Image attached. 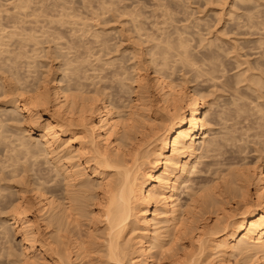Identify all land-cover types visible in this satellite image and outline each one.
Listing matches in <instances>:
<instances>
[{"label": "bare ground", "instance_id": "bare-ground-1", "mask_svg": "<svg viewBox=\"0 0 264 264\" xmlns=\"http://www.w3.org/2000/svg\"><path fill=\"white\" fill-rule=\"evenodd\" d=\"M32 1L38 7H32ZM32 1L16 3L18 7L14 5L17 12L25 14L22 19L23 13L18 12L19 22L22 25L27 23L26 26L32 23L31 29L25 25L14 27L18 17H12L17 15L11 16V21L14 20L12 24L5 22L6 25H0H5V29L2 27L1 30L0 27V57L3 54L13 55L3 61L2 56L0 60L5 64L10 63H0V97H4V101H0V146L5 147L4 150L0 149L4 155L0 154V157H4L3 160L0 158V182L10 181L6 188L1 183L5 189L0 187V204L6 207L5 210L0 207V214L6 212L0 221V240L7 238L11 244V239H15V245L18 244L16 249L15 245L10 244V247H5L10 263L213 264L210 260L216 257L220 264H233L231 258L234 257L236 264H264L263 157L259 155V162L254 161L256 163H248L245 159V164L241 157L243 163L240 165V157L236 162V158L231 156L232 162L235 160L236 164L239 163L240 169L236 164L237 169L234 166V169L228 168L231 164L223 160L228 146L237 148L238 156L244 152L246 155L251 153L246 151L249 141L244 140V135L249 136L247 132L251 131L253 135L250 136L257 139L256 144L261 146L253 144L259 148L254 151H264V20L260 21L258 17L261 0L258 5L255 1L252 4L253 9L254 5L259 7L255 9L259 10L257 14L254 10L253 14L250 13L252 7L249 3L250 9L241 8L249 12L243 13L245 22L242 24L237 22L238 17L233 16L236 20L233 23L237 22L235 26L238 24L235 36L247 35L244 36L247 39L259 37L253 45L250 40H254L250 38L242 43L234 40L236 44L240 43L239 47L244 52L250 50H247L251 48L250 45L254 46L251 53L243 54H247L246 58L259 56L256 61L253 60L254 63L246 58L241 63L239 60L243 61V55L240 57L241 53H238L237 57L235 54L236 58L240 57L238 61L236 59L237 69L244 64L249 65L246 68L242 66L246 71L237 75L234 73L235 76L227 75L229 72L225 61L224 65L221 63L225 57L222 55V58L221 54L229 55L231 50L220 53L225 47L221 49L220 45L215 48V43L221 44L220 37L233 33L222 30L220 34L224 35L221 36L216 32L215 38L219 41L213 42L214 38H210L212 42L209 39L210 43L205 44V47L209 46L206 49L203 45L199 46L204 41L208 42L206 35L199 31L201 25L198 28L193 26L196 32L201 33L203 39L199 38L202 41L199 45L195 43L197 38L194 37L200 33H190V36L187 30L188 35L192 40L196 39L194 44L198 45L197 48L203 47L207 51L200 55L186 34L185 30L190 26L180 29V23L175 22L180 19V0H177L178 13L173 11L176 0L170 3L172 8L169 3L170 6L164 8L167 0H159L160 4L163 1L164 8L160 22L156 21L159 16L155 12L163 8L156 0L152 2H157L155 6H159L156 9L160 10L154 11L158 16L155 22H152L153 15L151 21L147 17L153 11L145 15L144 10L150 4L144 5L142 0L144 4L141 1L140 4L146 7L140 5L139 8L133 5L138 3L132 4L133 1L128 0L131 2L129 6L139 9L132 6L128 10L125 5L126 12L124 7L119 6L122 0H116L119 5H115L114 0H111L113 3L106 0L108 4L112 3L109 10L104 0L100 4L105 5L106 10L100 9L104 6L99 3L97 6L100 8L93 6L97 10L90 11L89 15L92 17V13L97 12L95 19L108 17L112 7L114 14H117L115 9L118 6V11L122 9L123 13L117 16L122 18L127 15L128 20L131 18L129 23H132L133 29H130V33H134L137 39L131 35L129 39L138 41V48L141 44L150 47L146 45L149 49H146L145 55L141 54L146 59L140 56L143 47L132 48L128 54L129 60L141 58L133 65L123 64L125 54L122 62L119 57L118 60L115 57L109 60L107 56L110 57L116 47L120 49L122 42L120 45L117 43L119 47L113 41L111 43L114 32L107 31L100 19L89 16L94 22L100 20L101 24H97L105 30L90 25L93 21L90 23L86 13H80L81 7H78L79 11L74 4V11L77 9L80 16L77 17L76 11H73L76 16H72V12L67 11L68 8L72 9V6L67 8L70 0ZM82 1L86 0L79 1L85 6ZM240 1L246 4V0ZM71 2L74 3V0ZM250 2L253 3L252 0ZM211 3L219 5V8L215 6L219 9L216 15L233 12L234 6H238H232L230 0ZM83 6L86 10L87 7ZM26 9L32 11L28 10L29 13ZM7 10H0V16L1 11L6 13ZM172 12H176L178 18ZM261 16L264 17V13ZM72 17H77L78 23L84 20L90 24L84 22L82 27L80 23V29ZM172 22L178 25H173V28L176 25L175 29L170 26L173 30L168 28ZM8 25L14 28L9 30ZM67 25L74 31V38L69 40L65 39L64 33L67 31L63 32L68 29ZM153 25L156 31L161 28L160 34L153 33L155 30L150 27ZM163 26L165 28L162 29ZM149 28H153V31ZM243 29L247 32H241ZM81 31L82 34L78 35ZM13 39L15 47L10 46L14 49L9 51L7 48ZM52 43L56 45V51H53L57 54L56 58L62 59V62L56 65V70L49 65V69L45 68L47 71L42 74L39 71L43 66L40 69V64H36L37 56H33L34 59L31 57L33 65H30L31 62L28 65L30 56H25L27 52L24 51L33 44L29 49L31 53L41 52L40 45L44 47ZM95 48H99V51L96 49L98 52H95ZM237 48L238 45L233 48L236 53ZM43 49L45 53H50V48ZM119 49L115 50L116 53H119ZM194 49L201 58L195 55ZM40 52L36 54L40 56ZM94 52L97 53L94 56L101 54L100 57L95 59ZM90 53L93 54L90 56ZM88 55L94 58L92 62L95 65L92 62L86 65L91 59ZM25 57L28 59V62L25 60L27 65L22 63ZM96 60L100 65H96ZM149 70H153V73H149ZM179 72H182L179 79L182 84L177 80ZM188 84L192 86L188 87ZM202 84L210 86L211 90L220 89L219 93H227L229 99L225 98L217 106L218 98L210 99L213 90L212 94L210 89L206 91L209 99L198 90ZM240 85L246 89H239ZM11 126L18 132H12ZM243 141L246 149L241 147ZM231 150L234 154V149ZM205 159L208 162L204 164ZM202 164L205 166L201 169ZM207 173L213 176H209L212 180L206 179ZM195 175L197 177L193 178ZM199 178H203L202 182L193 186ZM252 185L255 187L254 193ZM185 192H188L190 199L184 201L182 195ZM2 250L0 258L5 252Z\"/></svg>", "mask_w": 264, "mask_h": 264}, {"label": "rangeland", "instance_id": "rangeland-1", "mask_svg": "<svg viewBox=\"0 0 264 264\" xmlns=\"http://www.w3.org/2000/svg\"><path fill=\"white\" fill-rule=\"evenodd\" d=\"M21 1H22V0H21ZM21 1H20V0H0V7L2 8L1 5H3V7H5V8H4L5 10H4L3 8H2V9L0 8V10H2V11L5 12V11L8 9V10L10 11V12H9V11L7 10L8 12H6V13H3V12L1 11V14H2V15H1L0 17L3 18V19H2V22H1V18H0V25H2V24H5V25H6L5 22H7V23H9V24H12L14 20L11 21V19H12V18H13V19H16V17H18V15H17L18 12H21V13H19V14H22V13H23L22 11H18V12H17V7H18L19 5H18V4L16 5V3H19V2H21ZM24 1H25V0H24ZM24 1H23V2H24ZM30 1H32V0H30ZM35 1H37V0H35ZM38 1H39V0H38ZM50 1L52 2V0H49V2H50ZM53 1H55V0H53ZM68 1H69V0H68ZM68 1H67V2H68ZM79 1H81V0H74V3H72L71 0H70V3H69V2H68L69 4L67 3V4H68L67 8L72 6V9H73V10H72L71 8H68V10H67V9H66V10H67L68 12L70 11V14H71V12H72V14H71L72 16H76V14H77V17H78L79 13H77V12L80 11L78 7H81V8H80V9H81L80 13H86L85 15L88 16V17H86V18H88V20H89L90 17H91V15H89V14H91L90 11H91V12H95V11H96L98 8H100L101 6H104V8L102 7V8H100V9H102V10H106L107 7L105 8V5L108 4V3H107L108 1H106V0H104L105 5H103V4L101 5V4H100V1L103 2V0H86L87 3H86V1H85V2L82 1V2L85 3V4H84L85 6H83V5H82L83 3L81 4ZM105 1H106V2H105ZM115 1H116V0H114L115 5H116V4L119 5V4L117 3V1H116V2H115ZM118 1H119V0H118ZM130 1H131V0H130ZM130 1H128V0H127V1H124V0L119 1V2L122 3L121 5H119L120 8L124 7V8H123V10H124V9H126V6H128L129 8L127 7V9L129 10L130 7H132L133 5H137L139 8H141V6H144V5H148V4H150V5L147 6V8H146L144 11L146 12L145 15L147 14V12L150 11L149 13H151V11H153V12L151 13V15H150V14H149V15L147 14V15H148L147 17L149 18V20L151 19V16L153 15L154 19L152 18V22H155V20L158 18V16H159V20L157 19L156 21H157V22H158V21H159V22L162 21L163 16H162L161 14L163 13L164 8H168L167 6H170V5L172 4V3H171L172 0H171V1L167 0V2L164 3V6H166V7L163 8V5H162V4H163V1H162V3L160 4L159 0H156V1L159 2L160 7L163 8V9L160 10V9H156V8H158L159 4H157V7H156V6H155V3H157V2L154 3V1L152 2V0H150V2H149V0H142V1L145 2V4H144L141 0H132V1H133L132 4H133V3H138L139 5H138V4H133L132 6H129V5L131 4ZM134 1H135V2H134ZM140 1H141V3H143L144 5H141V4H140ZM164 1H165V0H164ZM178 1H179V0H178ZM178 1H177V0H176V2L173 1V2H175V3H173V5H174V4H175V5H174V6L171 5L170 7L172 8V6H173V9H174L173 11H176L177 13H178V11H179L178 9L180 8V11H179V14H178L180 19H176V21H175V22H177V23H178V22L180 23V24H179V28L181 29L183 26H186V27H187V26H190V28L187 27L188 29L185 28V29H186V30H185V31H186V34L188 35V32L190 31V32H189V35H190V33L195 34V32H196V29H194L193 26H195V27L198 28V27H200V25H201V27L199 28V31H200V32L202 31L203 36H204V34L206 35L205 37L208 39V42H205V41H204V42H205V43L203 42L204 44L202 43L201 45H199V42L202 41L203 37L200 36V35H201L200 32H196V35H197L198 33H200V34H199L198 37H197V36L194 37V38H197V42H195V43L198 44L199 46H202V45H203V46L205 47V44L208 45V44L210 43V41H211L210 38H212V39L214 38V39H213V42H216V40L219 41V39H220L219 42H221V44H219V43H215V44H216V45H215V48H217V46H220V45H221V46H220L221 49H222V47H223V48L225 47L224 49L221 50L220 53H222L223 50H225L226 52H227V51H230V50H231V51H234L232 54H231V51L229 52L231 55H230V54L228 55V53H225V54L222 53V54H221V56H222V55H225V57L222 56V58H223V57H224V58L221 59V60H222L221 63H223V60L225 61V66H226V68H227V73L229 72L227 75L232 76V75H234V73H236L235 75H237V73L240 74V72H242L243 70L246 71V69H244V68H246L247 65H245V64H244L245 66L242 65L244 68H242V66H241V67H239V69H237L238 62H236V59H237V61H238V60L240 59V57H242L241 55H243V54L246 53V52H248L247 54H249V52L251 53L250 50H252L251 48L254 47V46H252V45L258 40L259 37L256 36V37H254V39H253V36H252V37H248V39H247V37L244 38V36H247V35H243V36H239V37H238V36H235V34H237V32H238V31H237V26H238V24H237V26H235V25H236V23H237L238 21H239L241 24H242V22H245V21H244V18H242V17H243V16L245 17V15H243V13H244V14L246 13V12H244V10H247V7H248V9H250V8L252 7V9L249 10L250 13H252V14L254 13V11H255V14H257L256 12L259 11L258 9H259V7H260L261 10H262V11H261V10H260V11H261V13H262V15H263V13H264V12H263V11H264V10H263V9H264V8H263V7H264V0H261V1H260L261 3L259 2V0H257V1H256V0H252L253 3L250 2L251 0L248 1V2H247V0H246V1H245L246 4L244 3V1H242V2H241V1L238 2L239 0H230L231 5H232V4H233V5L236 4V5L239 6V10H238V6H234L235 9H233V12H229V11H227L228 13H227V12H223L222 14H220L221 17H222V19H221V17H219V16H220L219 14L216 15V12L219 10V9H218V8H219V5H217L218 3H217L216 5H215V3H214V4L211 3L212 1L215 2V0H184V1H183V0H180V1H181V2H179L180 4L178 3ZM234 1H237L238 3H237V2L235 3ZM254 1L256 2V5H258V4L260 3V4H259V7H258V6L255 7V5H254V8H255V9L258 7L257 10L253 9L252 4H255ZM23 2H21V3H23ZM46 2H48V0H46ZM75 2H77V4H75ZM110 2L113 3V1L109 0V3H110ZM257 2H258V3H257ZM14 3H15V4H14ZM71 3H72V4H71ZM79 3H80L81 5H80ZM90 3H91V4H90ZM98 3H99L101 6L98 5V6H99V7H98V6H97ZM106 3H107V4H106ZM112 3H111V4H108L109 7H108L107 10H109V8H110V6L112 5ZM168 3H169V4L171 3V4L169 5ZM239 3H240V4H239ZM248 3H249V5L251 4V5H250L251 7L248 5ZM35 4H36V3H34V1H32V7H33ZM70 4H71V5H70ZM73 4H74L76 7H75ZM78 4H79V6H77ZM88 4H89V5H88ZM165 4H166V5H165ZM178 4H179V6L181 5L179 8H178ZM14 5L17 6V7L15 6L16 9L14 8ZM20 5H21V4H20ZM30 5H31V3H30ZM69 5H70V6H69ZM86 5H87V6H86ZM90 5H92V6H90ZM113 5H114V4H113ZM115 5H114V6H115ZM122 5H124V6H122ZM125 5H126V6H125ZM140 5H141V6H140ZM161 5H162V6H161ZM233 5H232V6H233ZM247 5H248V6H247ZM35 6L38 7V5H35ZM82 6H83V7H87L89 10H88L87 8H86V10H85V8L83 9ZM88 6H89V7H88ZM93 6L96 7V8L98 7V8H97V9H95V8L93 9ZM119 6H118V7H119ZM153 6H155V7L153 8ZM215 6H217L218 8H216ZM240 6H241V7H240ZM242 6H243V7H242ZM245 6H246V8H244ZM73 7L77 8L79 11H77V9H76V10H75L76 12H75V11H74L75 8H73ZM118 7H117V9H115V10H117V12H115V13H117V14H114V10H113L114 7H112L113 9H112V8L110 9V10L112 11V12L110 11L111 14H112V16H110L111 14L108 15V13H107L108 11H107V12H105V13L108 15V17H105V18L102 17V18H104V19H100V18H96V19H100V20H101V21H100V20H99V21L102 23L103 27H104V26L106 27V30H107V31H112V32H114V33L111 32V33H112L111 35H112V37H113V40H111V43H112V41H113V43H114V44L116 43L115 45L118 46L117 43H119V45H120V42H122V43H121V46H122V47L120 46V49L118 48V49L120 50L119 53H116V51H117L118 49H117V47L114 45V46L116 47L117 50L114 48V49L116 50V51L113 50V52L115 51L114 56L112 55L113 52L111 53L110 57L107 56V57L109 58V60H110V59H111V60H112V59L114 60L115 58H116V60H118V57H119V60L121 61V60H122L121 58H123V55L125 54V55H124V58H123V64H126V65H133V62H134V64H135V62H137V61H141V60H139V59H141V58H140L141 54L145 55L146 53L144 54V52L146 51V49H149L150 47H149L148 44H146V45H147L149 48H147L146 45H144V44H143V46H142V44L140 43V44H141V45H140V48H138V47H139V46H138V43H139V42H138V41H135V40H134V41L131 40L132 38L137 39L136 36L133 35L134 33H132V34L130 33V32H131L130 29H131V30L133 29V28H132V27H133L132 23H129V22H130L129 20H130L131 18L129 17V20H128L127 15H125L126 17L123 15L124 17L122 16V18H120L121 16H117L119 13H121V15H122V13H123V10H122V9H120V10H122L121 12H120V10L118 11ZM133 7L135 8V6H133ZM144 7H146V6H144ZM144 7H143V8H144ZM148 7H149V8H148ZM150 7H151V8H150ZM170 7H169V10H168V11H170ZM234 7H233V8H234ZM19 8L21 9V7H19ZM34 8H35V7H34ZM90 8H91V10H90ZM115 8H116V6H115ZM134 8H132V9H134ZM139 8H135V9L138 10ZM143 8H142V9H143ZM241 8L244 9V10H242ZM69 9H70V10H69ZM92 9H93L94 11H93ZM132 9H131V10H132ZM147 9H148V10H147ZM18 10H19V9H18ZM21 10H22V9H21ZM28 10H29V9H26V12L32 11V10H29V11H28ZM102 10H99V11H102ZM155 10H160V12H157V11L155 12L158 16L155 15V13H154ZM165 10H166V9H165ZM253 10H254V11H253ZM73 11H74L76 14H75ZM86 11H87V12H86ZM99 11H98V12H99ZM124 11L126 12L127 10H124ZM171 11H172V9H171ZM236 11H237V12H236ZM240 11H241V12H240ZM260 11H259V12H260ZM15 12H17V13H15ZM110 12H109V13H110ZM128 12H129V11H128ZM176 12H174V13L172 12L173 15L176 14ZM234 12H235L236 14H234ZM238 12H239V13H238ZM259 12H258V17L260 18V21H261V20H264V19H263L264 17L261 16V13H259ZM29 13H30V12H29ZM96 13H97V12H96ZM96 13H95V14L92 13V15L96 16ZM99 13H100V12H99ZM232 13H233V14H232ZM247 13H249V12H247ZM247 13H246V14H247ZM73 14H74V15H73ZM113 14H114L115 16H114ZM159 14H160V15H159ZM225 14H227V15L225 16ZM12 15H17V16H13V17L11 18ZM24 15H25V14L23 13V16H22V17H21V15H19V16H20L22 19H24V18H23V17H25ZM81 15H82V14H81ZM145 15H144V16H145ZM223 15H224L225 17H223ZM240 15H241V16H240ZM2 16H3V17H2ZM79 16H80V15H79ZM89 16H90V17H89ZM94 16H92L91 18H94V19H95ZM102 16H105V15H102ZM149 16H150V17H149ZM161 16H162V19H161ZM229 16H230V17H229ZM233 16L238 17V18H236V20L238 19L236 23H233V22L236 21V20H235V17H233ZM239 16H240L241 18H240ZM256 16H257V15H256ZM77 17H76V18H77ZM82 17H85V16L82 15ZM82 17H79V19H80V18L82 19ZM96 17H97V16H96ZM155 17H156V19H155ZM173 17H174V16H173ZM176 17L178 18L177 14L175 15V18H176ZM74 18H75V17H74ZM74 18L72 17V19L74 20V22H77V23H78V19L75 18V19H76V20H75ZM106 18H107V19H106ZM108 18H110V19L108 20ZM126 18H127V19H126ZM239 18H240V20H239ZM261 18H262V19H261ZM9 19H10V20H9ZM22 19H21V20H22ZM72 19H71V20H72ZM81 19H80V20H81ZM84 19H85V18H84ZM94 19H93V20H94ZM96 19H95V20H96ZM105 19L108 20L107 22H105L106 24L102 22V20H103V21H106ZM160 19H161V20H160ZM199 19H201L202 21H201V20L198 21ZM242 19H243V21H242ZM5 20H6V21H5ZM17 20H18L17 22H19V20H20L19 17H18ZM28 20H29V18H28ZM69 20H70V19H69ZM73 20H72V21H73ZM80 20H79V21H80ZM93 20L90 19V23H91V21H93ZM153 20H154V21H153ZM179 20H180V21H179ZM8 21H10V22H8ZM97 21H98V20H97ZM97 21H95V22L93 21L94 24H95V23H96V24L99 23V21H98V22H97ZM127 21H128V22H127ZM150 21H151V20H150ZM163 21H164V20H163ZM197 21H198V22H197ZM203 21L206 22V23H204ZM11 22H12V23H11ZM17 22L15 23V21H14V24L17 25V24H18ZM84 22H86V21L83 20L82 23H84ZM93 22H92L91 24H90L89 22H86V23H88V24H90V25H93L94 27H95V26L97 27V25H98V27H97V28L95 27V29H98V28H99L100 30H101V29H102V30H105L101 25H100L101 28L99 27V24H101V23H99V24H97V25H94ZM182 22H183V23H182ZM199 22H200V23H199ZM202 22H203V23H202ZM19 23H20L19 25H17V26L15 25L14 27H18V26H19V27H20V26L23 27L25 24H27V23H24V25H22L23 23H22L21 21H20ZM21 23H22V24H21ZM80 23H81V21L78 23V25H76L78 28H80V27H79ZM82 23H81V25H82ZM172 23H173V24H172ZM172 23H170V25L168 26V28H169L170 26L173 28V25H174V24L177 25V23H174V22H172ZM232 23H233V24H232ZM240 23H239V25H240ZM205 24H206V25H209L210 27H209V26H208L209 28L206 27ZM243 24L245 25V23H243ZM5 25L2 26V27H4V29H5ZM28 25H29V26H28ZM28 25H27V26L25 25V27L30 28V29L33 27V24H32V23H31L32 26L30 25V23H29ZM34 25H35V24H34ZM81 25H80V26H81ZM158 25L161 27V25H164V24H158ZM176 25H175V26H176ZM197 25H198V26H197ZM211 25H212L213 27H212ZM214 25H216V26H214ZM35 26H36V25H35ZM68 26H69V25L66 26V28H68V29H64V30H63V32H66V31H67L66 33H64L65 36H66V38H65L66 40H69V38H70V39H71V38H74V37H73L74 31L72 32V29H73V28L71 29V28H70L71 26H69V27H68ZM131 26H132V27H131ZM155 26H156V25H155ZM164 26H165V25H164ZM164 26L162 27V29L165 28V27H167V26H165V27H164ZM175 26H174L173 29L176 28ZM180 26H181V27H180ZM242 26H243V25H242ZM0 27H1V26H0ZM2 27H1V30L3 29ZM6 27H9V28H7V29H9V30L11 29V27L14 28L12 25H11V26L8 25V26H6ZM82 27H84V25H82ZM82 27H81L80 29H82ZM94 27H93V28H94ZM150 27H153V28H154V25H153V26H150ZM157 27H158V26H157ZM171 27H170V29H172ZM177 27H178V25H177ZM69 28H70V30H69ZM153 28H149V29H151V30L153 31ZM210 28H211V29H210ZM225 28H226L227 30H226ZM36 29L39 30V28H36ZM159 29H161V28H159ZM159 29H158V31H156L157 28H156V30H155V28H154L155 31H153V33H154V32H155V33L159 32V34H160L161 31H159ZM170 29H169V30H170ZM173 29H172V30H173ZM191 29H192V30H191ZM200 29H201V30H200ZM202 29H203V30H202ZM205 29H206V30H205ZM207 29H209V30H211V31H209V30H207ZM233 29L236 31V33H235V31H234ZM1 30H0V31H1ZM183 30H184V29H182L181 31H183ZM187 30H188V32H187ZM194 30H195V31H194ZM197 30H198V29H197ZM217 30H218V31H217ZM220 30H221V31L223 30L224 32L227 31L226 33H228V34L233 33L234 35L231 34V35H227V37H225L226 35L223 34V35H224V36H223V35L220 34V33H223V31L221 32ZM29 31H30V30H28L27 32H29ZM69 31H70V32H69ZM185 31H184V32H185ZM219 31H220V32H219ZM231 31H232V32H231ZM71 32H72V34H71ZM132 32H133V31H132ZM203 32H204V33H203ZM216 32H218L217 34H220V35L223 36V37H220L219 39H216V38H215V36L217 35ZM241 32L245 33V32H247V31H246V29H245V30L243 29V31H241ZM208 33L211 34V35H209ZM212 33H213V35H212ZM39 34H40V32H39ZM69 34H70L71 37L69 36ZM80 34H82V31H81L80 33H78V35H80ZM117 34H118V35H117ZM193 34H192V35H193ZM40 35H41V34H40ZM40 35H39V36H40ZM90 35H91V34H90ZM113 35H115V36H113ZM130 35H131V37H132L131 39H129ZM132 35H133V36H132ZM189 35H188V36H189ZM238 35H240V34H238ZM0 36H1V35H0ZM190 36H191V35H190ZM190 36H189V37H190ZM193 36H195V35H193ZM234 36H235V37H234ZM248 36H250V35H248ZM112 37H111V39H112ZM114 37H115V38H114ZM199 37L202 38V39H200ZM240 37H242V39H240V40L237 39V38H240ZM127 38H128V39H127ZM221 38H222L223 40H221ZM243 38H244V39H243ZM249 38L252 39V40H254V41H251V40H250V42L252 43V45H250L251 43L249 44V45L251 46V48H250V47L247 48V50H249V49H250V50L244 52V50H243L241 47H239V45H240V43H242L243 41H244V42L249 41ZM255 38H256V40H255ZM65 39H64V40H65ZM89 39H90V38H89ZM190 39H191V37H190ZM192 39H193V38H192ZM192 39H191V40H192ZM209 39H210V41H209ZM245 39H246L247 41H246ZM114 40H115V41H114ZM130 40H131V41H130ZM199 40H200V41H199ZM234 40H235L236 42H239V41H240V43L236 44ZM12 41H13V42H12ZM12 41H11V42H12V43H11V42H9V40H8V42H9L10 44H9V47H8L7 49H8L9 51H10L11 49H14V47H15V46L13 45V43L15 42V40L13 39ZM132 41L135 42V43H137V45H134L135 43H133ZM194 41H196V39L192 40L193 46H194V48H196V50H197V49L199 50L200 55H202V53L205 54V52L207 53V51H205V48H206V47H209V46H206L205 48H203V47H201V48H200V47L197 48L198 45L194 44ZM223 41H224V42H223ZM233 41H234V42H233ZM241 41H242V42H241ZM61 42H62V41H61ZM131 42H132V43H131ZM211 42H212V41H211ZM222 43H223V45H222ZM224 43H225V44H224ZM11 44H12V45H11ZM14 44H15V43H14ZM61 44H64V41H63ZM235 44H236V45H235ZM112 45H113V44H112ZM195 45H196V46H195ZM224 45H225V46H224ZM237 45H238V48H237V50H236V51H237V53H236L235 50H234L233 48H234V46H237ZM10 46H14V47L12 48V47H10ZM46 46H47V47H46ZM48 46H50V47H48ZM95 46H96V45H95ZM114 46H113V47H114ZM137 46H138V47H137ZM241 46H242V45H241ZM32 47H33V44H31V46H30L29 48H26V49H28V50L24 51L25 53L27 52V54H25V56H26V55H27V56H28V55L30 56V58H29V62H28L27 57H25V59L23 58L24 60H22V63L25 62V60L27 59L28 65H29L30 62H31L30 65H31V64L33 65V61H30V60H32L31 57H33V56L36 57V56H37L38 62H37L36 64H37V65L40 64V66H39L40 69H41V66H43L42 69H41L40 71L38 70L39 72L42 71V72H41L42 74L44 73L43 71H45V72L47 71V69H45V68L48 67V69H49V65H50L51 67L53 66L52 68H53L54 70H56V69H57V68H56V67H57L56 65H60V64H61L62 59H60V58H56V57H57V56H56L57 54H56L55 52H53V51H56V50H55L56 45H55L54 43L49 44V45H48V44H47V45L45 44V46H44V47H45V50H47V48H50V49H48L50 53H48V51H47L48 55H47V53H45V51H44V49H43V48H44L43 45H42V46H41V45L39 46V47H40L39 49L41 50V52H42V51L44 52V53L42 54V53L38 50V51L40 52V56H38V55H39V52H36V51H35L36 53H38V55H37L35 52H34V53H31V50H29V49H31ZM42 47H43V48H42ZM51 47H52V48H51ZM118 47H119V46H118ZM133 47H136V48H138V49H141V47H143V48L141 49L142 51L137 49L139 52L141 51V52H143V53H140L139 59H137V60H135V61H134V60H132V61L129 60V59H130L129 55H130V53L132 52V48H133ZM145 47H146V48H145ZM242 47H243V46H242ZM35 48H36V47H35ZM213 48H214V47H213ZM231 48H232V49H231ZM240 48H241V49H240ZM33 49H34V48H33ZM33 49H32V52L34 51ZM37 49H38V47H37ZM42 49H43V50H42ZM53 49H54V50H53ZM96 49L99 51V48H95V52H98ZM143 49H144V51H143ZM200 49H201V50L203 49V50L201 51ZM206 49H207V48H206ZM235 49H236V48H235ZM238 49H239V52H238ZM83 50H84V49H83ZM121 50H122L123 52H125V53L121 54V52H122ZM198 50H197V51H198ZM240 50H241L242 52H241ZM28 51H29V52H28ZM93 51H94V50H93ZM93 51H92V52H93ZM126 51H127V53H126ZM219 51H220V50H219ZM225 51H223V52H225ZM253 51L255 52L256 50H253ZM95 52H94V54H93V53H92V54H93V57H95V59H96V57H97V58H98V56L100 57L101 54L98 53V54H100V55H98V56H94V55L97 54V53H95ZM128 52H129V53H128ZM194 52H196L195 49H194ZM256 52H258V51H256ZM8 53L10 54V52H8ZM30 53L33 54V55L31 56ZM238 53H239V54L241 53V54L239 55L240 57H239V58H236V56L238 57ZM5 54H6V53H5ZM45 54L47 55V57H45ZM55 54H56V55H55ZM92 54L90 53V56H91ZM115 54H116V56H115ZM128 54H129V55H128ZM235 54H237V55L235 56ZM247 54L243 55V57H244V58H243V61L240 59L239 62H240V61H241V63L244 62V59L247 57V56H246ZM7 55H8V54H7ZM7 55H4V54L2 55V56H3L2 61L5 60L6 57H7V58H8V57L10 58L11 55H9V56H7ZM54 55H55V57H54ZM127 55H128V56H127ZM143 55H142V56H143ZM195 55L199 56L198 52H196ZM2 56H1V57H2ZM12 56H13V55H12ZM12 56H11V57H12ZM29 56H28V57H29ZM43 56H44V57H43ZM88 56H89V55H88ZM90 56H89V57H90ZM121 56H122V57H121ZM142 56H141V57H142ZM226 56H227V58H226ZM245 56H246V57H245ZM1 57H0V60H1ZM34 57H33V59H34ZM48 57H49V58H48ZM89 57L87 58L88 60H89L90 58L93 59V60L90 59V62L87 60L88 62H86V65H91V64H87V63H91L92 61H94V58H93V57H90V58H89ZM114 57H115V58H114ZM127 57H128V58H127ZM143 57H145V56H143ZM201 57H202V56H199V58H201ZM251 57H252V56H251ZM251 57H250V58L248 57V58H246V59H250V61H252L253 63L259 58V56H257V55H255L254 57H252L253 59H251ZM255 57H256V58H255ZM257 57H258V58H257ZM108 58H106V60H107ZM225 58H226V59H225ZM37 59H36V61H37ZM52 59H53V60H52ZM104 59H105V58H104ZM144 59H146V57H145ZM144 59H143V60H144ZM124 60H125L126 62H124ZM253 60H255V61H253ZM2 61H0V63H1ZM234 61H235V63H234ZM27 62H25L23 65H27ZM59 62H60V63H59ZM97 62H98V64H97ZM121 62H122V61H121ZM121 62H120V63H121ZM252 62H251V63H252ZM7 63H9V62H7ZM7 63H6V64H7ZM34 63H35V61H34ZM93 63H94V65H95V62H92V65H93ZM253 63H252V64H253ZM2 64L4 65L5 62H2L1 65H2ZM6 64H5V65H6ZM12 64H14V63H12ZM102 64H103V63L101 62V65H102ZM219 64H220V63H219ZM7 65H10V63L7 64ZM14 65H18V64H14ZM19 65H21V64H19ZM45 65H48V66L45 67ZM96 65H100L98 60H96ZM220 65H222V64H220ZM223 65H224V63H223ZM227 65H229V66H227ZM234 65H235V66L237 65V66L234 67ZM247 67H249V65H248ZM39 68H38V69H39ZM55 68H56V69H55ZM235 68H236L237 70H235ZM43 69H44V70H43ZM150 69H151V68H150ZM229 69H230V70H229ZM240 69H241V70H240ZM233 70H234V71H233ZM253 72H254V71H253ZM41 73H39V74L41 75ZM132 73H133V72H132ZM149 73H153V70H151V72H150V70H149ZM181 73H182V72H179V73L177 74V80L181 79V77H180V76L182 75ZM249 73H250V72H249ZM249 73H248V74H249ZM255 73H256V71H255ZM143 74H144V72H143ZM180 74H181V75H180ZM250 74H251V73H250ZM132 75H133V74H132ZM132 75H131V76H132ZM235 75H234V76H235ZM133 76H134V75H133ZM133 76H132V77H133ZM178 76H179L180 78H179ZM230 76H229V77H230ZM131 81H132V80H131ZM180 82H181V81L179 80L178 83H179V84H182V82H181V83H180ZM128 83H130V81H128ZM132 83H133V82H132ZM205 85H206V84H205ZM244 85H245V84H244ZM187 86L189 87V86H192V85L188 84ZM203 86H204V84H202L201 86L198 87V90L201 91V93L204 92V93L206 94V96H207L208 93H206V91L209 92L208 90L210 89V93L212 92L213 89L211 90V87H210V86H204V87H203ZM200 87H201V88H200ZM244 87H245V86H243V85L241 86V85H240V88H239V87H238V88H239V89H242V88H243V89L245 90L246 87H245V88H244ZM203 88H204V90H203ZM207 89H208V90H207ZM243 89H242V90H243ZM0 90H1V87H0ZM202 90H203V91H202ZM214 90H215L216 92H215ZM214 90H213V92L216 93V95L213 96L214 93L212 92L213 94L211 93V94H212V95L210 96L211 98L208 97V96H207V97H208V99H209V98H210V99L218 98V99H216V100H218V101H217V103H218L217 106H218V105L220 106V104H222L221 102H223V101L225 100V98L227 99L229 96H227V95H228L227 93H226L227 95H226L225 93H223V91H222V93H221V91H220V93H219V90H220V89H214ZM0 92H1V91H0ZM0 94H1V93H0ZM205 94H204V95H205ZM209 95H210V94H209ZM222 95H223V96H222ZM0 96H2V95H0ZM127 96H128V95H127ZM219 98H221V99H219ZM0 99H2V100H0L1 102L4 101V97H0ZM228 99H229V98H228ZM219 100H220V101H219ZM217 106H216V107H217ZM230 124H231V123H230ZM232 124H233V122H232ZM10 128H11V129H10ZM10 128H9V129L12 130V132H14V131H15V132H18V130H16V128H14V126H11ZM0 131H1V130H0ZM12 132H10V133H12ZM251 132L253 133V131H251ZM251 132H250V133L247 132V134H250V135H251ZM10 133H7V135H8V134L10 135ZM9 135H8V136H9ZM250 135H249V136H250ZM252 135H253V134H252ZM252 135H251V136H252ZM249 136L246 135V137H245V135H244V138H246V139L243 138L246 142L249 141V144H246V145L248 146V149H246L247 146L244 145V144H245V141L241 142V143H242V146H241V143H239V144H240L239 146L243 147V149H246V151L249 150V152H251V153H248V154L246 155L245 152H244L243 154H241V155L238 156L237 154H239V153L236 152V151H237V148H234L233 146H228V147L225 149V155H224L225 159H224V157H223V160H226V161H227V164H231V165H229L228 168H233V166L236 164V162H239V161H240V165H241V163H243V162H244L243 164H245V161H244L245 159H247L246 161H247L248 163H256L257 161L259 162V159L257 160V158L259 157V155L263 157L262 160H261V163L263 162V165H264V154H263L264 151L261 149V152H263V153H261V152L259 153L258 151H257V153H256V151H254V150H259V148L257 149V147H256L255 145H253V144H256L257 139H253V137H251V136H250V138H252V139H250ZM247 138H248V140H247ZM12 139H14V137H13ZM251 141H253L254 143H252ZM243 143H244V144H243ZM251 143H252V144H251ZM249 145H250V146H249ZM256 145H258V147H261V146H259V144H256ZM1 146H2V145H1ZM1 146H0V149L2 148ZM244 146H245V147H244ZM232 148L234 149V151L236 150L234 154H233V151L231 150ZM252 148H253V149H252ZM255 148H256V149H255ZM2 149L4 150L5 147L3 146ZM251 150H253L255 153H254L253 151H251ZM0 151H1V150H0ZM1 152H3V151H1ZM1 152H0V154L3 155V153H1ZM247 152H248V151H247ZM236 153H237V154H236ZM252 153H253V154H252ZM258 153H259V154H258ZM4 154H5V153H4ZM257 154H258V155H257ZM1 155H0V156H1ZM256 155H257V156H256ZM3 156H4V155H3ZM231 156H233V157L236 158V162H235V160L232 162L233 157H231ZM230 157H231V158H230ZM239 157H240V160L238 161L237 158H239ZM241 157H242L243 159H242ZM0 158H1V160L4 159V157H0ZM227 158H228V159H227ZM241 159L243 160V162L241 161ZM229 160H230V162H229ZM226 161H225V162H226ZM254 161H256V162H254ZM207 162H208V160L205 159V160H204V164L207 163ZM247 162H246V163H247ZM204 164H202V165L200 166L201 169L205 166ZM238 164H239V163L236 164V165H237V168L240 169V167H239ZM0 165H1V163H0ZM0 167H1V166H0ZM234 168H236V166H234ZM234 168H233V169H234ZM237 168H236V169H237ZM207 174H208V173H207ZM204 176H205V178L207 177L206 174H205ZM204 176H203V177H204ZM209 176H210V175L208 174V177H207L206 179H211V178H213L212 175L210 176L211 178H210ZM196 177H197V176L195 175V177H193V178H196ZM3 178H4V176H3ZM216 178H217V176L214 177V179H216ZM0 179H1V178H0ZM201 179L203 180V178H199V179H198L199 181L196 179L195 182L193 183V186H195V185L199 184L200 182H202ZM3 180H4V179H3ZM3 180H2V181H3ZM200 180H201V181H200ZM211 180H212V179H211ZM7 181H8V180H7ZM7 181H6V182L4 181V183H3V182H0V187H1V189H5V188H6L5 185H8V183L10 182V181H8V182H7ZM198 182H199V183H198ZM1 183H3V187H5V188L2 187V184H1ZM5 183H6V184H5ZM194 184H195V185H194ZM190 185H191V184H190ZM194 188L196 189V187H194ZM1 189H0V192H1ZM197 189H198V187H197ZM197 189H196V190H197ZM251 189H252V192L254 193V192H255V187H254L253 185L251 186ZM186 191H188V190H186ZM187 194H188V192H185V194L182 195V197L184 198V201L187 200V199H188V200L190 199V197L187 196ZM194 194H195V193H194ZM2 205H3V203L0 204V207L4 209L5 206H4V205L2 206ZM5 208H6V207H5ZM4 210H5V209H4ZM4 210H3V211H4ZM8 210H10V209H8ZM0 211H1V210H0ZM6 211H7V210H6ZM33 211H34V214H36V215L38 216V212L36 211L35 208H33ZM1 212H2V211H1ZM7 213H8V212H7ZM3 214H6V212H4ZM3 214H2V213L0 214V221H1L2 217L4 216ZM38 218H39V217H38ZM42 230H45V228H43ZM43 232H44V231H43ZM1 238H3V237L1 236ZM3 239H4V238H3ZM3 239L0 240V249L2 250V248L4 247V249H3L2 251L5 250V252H4V254L2 253L3 255H2V258H0V259H1L0 262L3 263V264H9V263H10V260H9V257H8V256H7V258H6L7 253H6V249H5V247H6V246H9V247H10V245H13V246H14V245L16 244V241H15V239H13V240L11 239V242H12V243L10 244V243L8 242L9 239H7V238L4 239V240H3ZM9 244H10V245H9ZM17 245H18V244H17ZM17 245L14 246L15 249L17 248V247H16ZM9 247H8V248H9ZM0 253H1V251H0ZM4 255H5V257H4ZM0 257H1V256H0ZM235 259H236V258H234V257L231 258V261L233 262V264L236 262ZM1 263H0V264H1ZM210 263H213V264H220V260L218 261V260L216 259V257H215L213 260H210ZM10 264H11V263H10ZM204 264H209V263H204ZM235 264H236V263H235ZM249 264H250V263H249ZM251 264H254V263H251Z\"/></svg>", "mask_w": 264, "mask_h": 264}]
</instances>
